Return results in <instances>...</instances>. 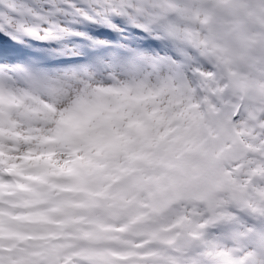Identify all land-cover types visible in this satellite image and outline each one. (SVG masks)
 <instances>
[{"label":"snow or ice","instance_id":"obj_1","mask_svg":"<svg viewBox=\"0 0 264 264\" xmlns=\"http://www.w3.org/2000/svg\"><path fill=\"white\" fill-rule=\"evenodd\" d=\"M170 4L0 0V264H264V104Z\"/></svg>","mask_w":264,"mask_h":264},{"label":"rangeland","instance_id":"obj_2","mask_svg":"<svg viewBox=\"0 0 264 264\" xmlns=\"http://www.w3.org/2000/svg\"><path fill=\"white\" fill-rule=\"evenodd\" d=\"M170 8L178 10L183 43L189 40L193 50L216 65L234 92L247 95L255 105L264 104V0H171ZM198 37H202L199 48ZM7 121L0 126V133L15 127ZM81 191L72 190V194L80 195ZM135 225L130 220L117 230L124 239L109 238L121 250L117 258L133 255L138 238L132 230Z\"/></svg>","mask_w":264,"mask_h":264},{"label":"bare ground","instance_id":"obj_3","mask_svg":"<svg viewBox=\"0 0 264 264\" xmlns=\"http://www.w3.org/2000/svg\"><path fill=\"white\" fill-rule=\"evenodd\" d=\"M185 44L187 46H189L190 45V41L187 40ZM261 59H262V56L260 57L259 60L261 61ZM7 120H8V109H5L3 113H0V126L4 125V123L8 122Z\"/></svg>","mask_w":264,"mask_h":264}]
</instances>
